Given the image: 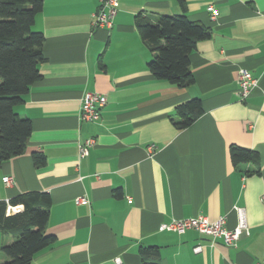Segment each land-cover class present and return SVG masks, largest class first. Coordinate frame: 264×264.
I'll return each mask as SVG.
<instances>
[{
  "label": "crops",
  "instance_id": "0c3cea01",
  "mask_svg": "<svg viewBox=\"0 0 264 264\" xmlns=\"http://www.w3.org/2000/svg\"><path fill=\"white\" fill-rule=\"evenodd\" d=\"M98 5L43 0L32 26L44 36V60L14 108L32 131L24 153L0 165L7 215L23 210L9 201L25 193L50 199L45 233L54 243L31 264H264V0H186L187 19L209 31L188 57L186 88L149 72L153 53L135 26L181 14L176 0H119L110 27L92 26ZM240 69L257 81L244 99ZM87 92L106 97L97 121L78 118ZM192 99L202 114L179 129L171 120ZM88 139L94 144L81 159ZM231 146L255 152L258 165H232ZM36 153L45 159L38 167ZM235 208L244 209L247 232L234 246L195 230H159L197 216H225L232 230ZM11 242L0 235V248ZM140 247H157L159 258L143 260Z\"/></svg>",
  "mask_w": 264,
  "mask_h": 264
},
{
  "label": "trees",
  "instance_id": "16d2710c",
  "mask_svg": "<svg viewBox=\"0 0 264 264\" xmlns=\"http://www.w3.org/2000/svg\"><path fill=\"white\" fill-rule=\"evenodd\" d=\"M42 2L0 0V165L24 153L32 131L30 121L19 117L14 108L23 103L31 85L40 78L44 36L32 26ZM176 3L181 14L160 15L155 23L137 19L135 26L153 53L147 64L149 72L172 86L186 88L193 83L188 57L199 41L209 37V31L187 19L186 0ZM201 114L200 100L192 99L177 107V118L171 121L183 129ZM229 157L234 166L249 162L258 165V156L252 150L231 146ZM32 158L36 167L45 163L40 153ZM9 204L22 205L23 210L7 215L6 204L0 202V234L12 239L0 248L6 258L0 264H31L37 254L54 243V238L45 233L50 199L46 193L28 192ZM139 254L145 261L159 258L157 247H140Z\"/></svg>",
  "mask_w": 264,
  "mask_h": 264
},
{
  "label": "built area",
  "instance_id": "2783aa9c",
  "mask_svg": "<svg viewBox=\"0 0 264 264\" xmlns=\"http://www.w3.org/2000/svg\"><path fill=\"white\" fill-rule=\"evenodd\" d=\"M119 0H99V5L92 15V26L94 27H110L117 14V7ZM211 12L212 18H215L217 11L213 7L208 8ZM237 83L239 86V95L241 99L248 96L250 91L256 86V79L247 70L240 69L237 73ZM106 104V97L103 94L95 92H87L81 99L80 110L78 118L82 121L93 122L99 120L101 110ZM94 144L93 139L86 140L78 148V155L82 159L87 155L88 148ZM9 178L3 179L4 183H9ZM77 203L86 204L88 200L86 197H81L76 200ZM14 207L7 204L8 214ZM237 214V225L234 229L229 230L225 227V216L219 217L215 221H211L205 216H197L189 219H180L169 224H163L159 227L160 231H171L178 234H183L188 230H195L202 235L215 239H221L227 246H234L241 235L247 232L246 214L243 208H235ZM202 247L194 248L195 253L201 252ZM264 260V259H263ZM119 263V260L116 259Z\"/></svg>",
  "mask_w": 264,
  "mask_h": 264
},
{
  "label": "rangeland",
  "instance_id": "374dc122",
  "mask_svg": "<svg viewBox=\"0 0 264 264\" xmlns=\"http://www.w3.org/2000/svg\"><path fill=\"white\" fill-rule=\"evenodd\" d=\"M0 235H1V234H0ZM1 236H2V235H1ZM0 256L3 257V259H0V263L6 261V258L2 255L1 251H0Z\"/></svg>",
  "mask_w": 264,
  "mask_h": 264
}]
</instances>
